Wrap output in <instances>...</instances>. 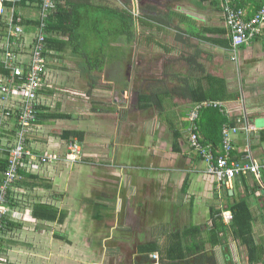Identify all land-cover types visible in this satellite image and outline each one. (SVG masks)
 <instances>
[{
  "label": "crops",
  "instance_id": "0c3cea01",
  "mask_svg": "<svg viewBox=\"0 0 264 264\" xmlns=\"http://www.w3.org/2000/svg\"><path fill=\"white\" fill-rule=\"evenodd\" d=\"M89 1L130 10L137 18L132 45L140 44V50L131 53L124 35L116 43L108 36L105 20V27L94 28L88 41L79 37L61 52L50 51L54 82L43 95L42 114L59 116L44 118L32 134L36 152L57 153L62 160L37 170L41 182L37 187L14 188L23 203L16 208L20 213L9 217L12 227L1 242L0 264H166L159 252L143 255L141 248L156 243L165 250L178 232L184 245L207 239L213 218L219 213L224 220L223 214L242 199L252 211L254 241L264 247V172L260 177H237L227 185L218 183L207 174V164L192 148L187 132L188 114L196 106L223 103L229 118L213 105L201 112L217 110L231 127L236 126L237 115L245 113L253 128L234 137L231 159L249 157L264 164V26L259 37L240 49L236 62L218 0ZM84 2L60 4L69 11L73 7L75 15L84 11L80 6ZM237 4L247 18L261 8L260 0ZM18 14L38 19V9L19 8ZM101 33L105 38L95 37ZM54 37L69 40L68 35ZM84 41L92 50L78 46ZM115 48L120 50L115 53ZM3 58L0 52V65ZM83 81L87 89H81ZM66 94L72 97L71 106ZM201 112L198 127L204 141L203 126L209 127V120L208 112ZM66 130L84 132V141L63 140ZM221 137L217 136V146L211 143L217 152L222 150ZM71 141L80 142L81 160L72 161L68 155ZM39 202L65 212V220L35 218L32 207ZM229 241L236 244L235 250ZM128 247L135 252L123 254ZM206 248L215 253L218 264H238L246 251L231 234L223 244L211 248L208 242ZM245 259L249 264L247 252Z\"/></svg>",
  "mask_w": 264,
  "mask_h": 264
},
{
  "label": "built area",
  "instance_id": "2783aa9c",
  "mask_svg": "<svg viewBox=\"0 0 264 264\" xmlns=\"http://www.w3.org/2000/svg\"><path fill=\"white\" fill-rule=\"evenodd\" d=\"M7 1L9 0H0V18L6 17L8 22L6 45L2 47L6 50L2 64L5 69L11 71V74L0 76V132L4 122L12 115L20 124V128L10 140L0 139V158H4L3 154L7 155V167L0 185V238L5 230L6 220L14 214L7 202L9 192L17 181L21 180L20 170L23 166H28L27 160L35 161L36 171L43 166L56 164L62 160L61 155L57 153L45 152L39 155L27 149L28 133L36 124L38 107L42 104L43 95H46L42 92L50 90L54 82L52 69L49 67L46 56V42L49 38V18L56 11L58 2L42 0V3L38 5V26L30 40L25 37L24 17L16 14V4L20 0H15L14 7L10 11L5 6ZM218 1L231 39L230 54L232 59L238 62L240 49L261 35L264 26V0H260L261 8L252 18H247L244 10L238 7L237 0ZM241 102H243L242 96ZM209 105L219 108L222 114L230 117L229 110L219 102H204L188 114L189 141L194 151L207 164V174L214 177L218 183L226 185L237 177H245L249 174L260 177L261 172H264V164L251 161L249 157L242 161L231 159L235 149L234 137L241 132L249 134L253 130L245 113L237 115L236 126L231 127L227 123L223 125L221 152H217L211 144L201 140L198 127L200 112L202 108H208ZM68 155L73 156L72 161L80 160L82 156L80 144L75 141L70 142ZM244 160L250 162H243ZM223 217L227 223L233 220L231 212L224 213Z\"/></svg>",
  "mask_w": 264,
  "mask_h": 264
},
{
  "label": "trees",
  "instance_id": "16d2710c",
  "mask_svg": "<svg viewBox=\"0 0 264 264\" xmlns=\"http://www.w3.org/2000/svg\"><path fill=\"white\" fill-rule=\"evenodd\" d=\"M62 0H57L58 5L56 11L53 13V15L49 18V38L46 42L47 47V53L46 56L51 57V52H61L65 45L73 44V42L79 41V37H82V39H85L88 41L89 36L92 33V30L94 28H102L105 26V20H108V27L106 28L108 36L114 37V40L116 43H120L122 40L121 36H127V42L130 46V51L132 53V44L134 42V39L136 37V23L137 18L130 10L127 9H120L117 7H111L107 4H104L102 2L98 4H92L89 0H85V2L80 5L81 7L85 6L84 11H79L75 15L73 13V7L72 10L69 11L63 7L60 2ZM15 0H9L5 4L8 11H10L14 7ZM42 3V0H20L19 3L16 4L17 6V12L19 8H33L38 9V5ZM69 3V1H67ZM70 4V3H69ZM146 19L151 18L154 19L151 15H145ZM89 20V21H88ZM91 24V25H89ZM7 18L3 17L0 18V52L5 53L6 50L2 47L6 45V36H7ZM38 26L37 18L32 20H26L24 19V27L26 30V38L31 40V37L36 32V28ZM28 30V31H27ZM103 31L104 28L102 29ZM55 34H62V35H68L69 40L68 42H62L57 40L54 35ZM102 35L95 36L97 38L104 37V33H101ZM102 40V38H100ZM118 39L120 42H117ZM78 46L83 49L84 51H87L86 49V41L81 42L78 44ZM121 48V47H120ZM115 53L118 52L120 49L115 48ZM116 55V54H115ZM88 56V54H87ZM0 74H3L4 76H8L11 74V71L8 69H5L4 65H0ZM84 76V75H83ZM48 91H43V93H48ZM43 99L42 104L38 107L39 113L36 119V124L42 122L44 120L45 116L42 114L44 106ZM0 105H1V96H0ZM208 112V124L209 127L203 126V129L206 134V139L203 141L206 144H213L214 147L218 145V142H220L217 139V136L222 135L221 127L222 124H224V118L218 113L217 110H206L202 111L201 115ZM47 116L45 119L54 120L57 118L55 113H49L46 114ZM201 117V116H200ZM3 128L0 132V139H8L10 140L14 135L17 133V131L20 128V124L16 122V119L13 117V115L8 118L4 124ZM199 125V122H198ZM33 126V129H34ZM33 131L31 130L28 133L27 137V149L33 152L34 154H43L41 152H36L35 145L36 140L33 138ZM61 137L63 140L69 141L70 139L77 138L80 142L84 141L85 133L82 131H75V130H66L63 131L61 134ZM222 138V137H221ZM4 158H0V185L2 183V175L7 167V155L3 154ZM28 166H23L20 170V174L22 176L21 180L17 181L13 189L9 192V196L7 199L8 205L13 209V212H18L16 208L20 209L21 204L23 203L22 200H20L19 196L15 192H18L15 189H25L29 186H35L37 187L41 182L38 183V177H37V171L35 169L36 164L35 161L32 159L27 160ZM26 164V162H25ZM54 165V164H49ZM48 166V165H46ZM15 188V189H14ZM229 210L233 213V220L230 222V224L226 225L224 223V220L222 218H219L220 214L218 213L216 218H213V227L211 231L208 234L207 239H200L195 240L194 243L191 245H184L183 240L180 239L181 235L178 232V237L180 240H177V234L173 235V237L170 240L171 243H169V247L165 250L159 249V246L154 243L149 246H145V248H141V253L143 255H148L154 252H159L160 258L163 260V262H167L166 264H218L216 255L213 251L207 250L206 246L209 242L211 248H215L218 245L223 244V240H226V236L231 234L232 237H234L237 241H240L242 245L246 248L249 264H264V247L262 245L257 244L254 241L253 238V216L252 211L250 208V205L246 199H242L238 203H236L233 206H230ZM33 216L37 219L44 220V221H50V222H63L65 220L66 213H60L58 209H55L53 206L49 204L44 203H35L32 207ZM10 218L6 220L7 224L5 229L12 227V224L10 223ZM194 230H197L194 228ZM11 231V230H10ZM199 233V231H197ZM8 230L4 232V235L2 233V236L0 238V244L6 234H8ZM212 250V249H211ZM146 262H149L150 258L149 256H145L144 259Z\"/></svg>",
  "mask_w": 264,
  "mask_h": 264
},
{
  "label": "rangeland",
  "instance_id": "374dc122",
  "mask_svg": "<svg viewBox=\"0 0 264 264\" xmlns=\"http://www.w3.org/2000/svg\"><path fill=\"white\" fill-rule=\"evenodd\" d=\"M145 4H151L148 0H147V3H145ZM115 5V4H114ZM144 12L145 13H148V14H150V13H156V12H149V11H146V10H144ZM135 14H137L138 12L135 10V12H134ZM139 14H141V13H139ZM138 14V15H139ZM158 15V12L156 13V16ZM142 34H144L143 33V31L139 34V35H137V37L138 38H140V36L142 35ZM1 44V43H0ZM132 50L133 51H139L140 50V44H138V47L137 46H135V48H133V45H132ZM86 49L87 50H92V48H91V46L90 45H87L86 46ZM98 50L99 51H101V47L100 48H98ZM114 50V49H113ZM115 51V50H114ZM168 60H170V59H168ZM133 61H135L136 62V59L135 60H133ZM102 77V76H101ZM100 77V79H102ZM100 85H101V87H104V85L102 84V83H99ZM88 87L84 84V81H83V83H82V88L81 89H87ZM66 96L67 97H69V105L71 106V104H74V102H71L72 100H70V99H72V97H71V95L70 94H66ZM75 99H77V100H81V101H83L84 102V99L83 98H81V97H78V96H76V97H74ZM62 99V98H61ZM105 98H102L101 99V102H103V103H101V104H105ZM86 103L88 102H90V101H85ZM84 102V103H85ZM81 105H84V104H82L81 103ZM89 107H90V105H89ZM104 110V109H103ZM67 111H65V113H66ZM103 114H104V112H103ZM85 115H89V113H86ZM84 119H87L86 117H83ZM105 119V117H104V115L102 116V120H100V121H102V124H103V120ZM67 123H69V122H67ZM83 145H85V144H83ZM83 221H81V223H82ZM84 222H89V220H84ZM204 221H202V223H203ZM83 226H85V227H90L91 225H86V224H84ZM231 241H229V245L230 244H232L231 246L233 247V250H235V247H234V245H236L234 242H232V243H230ZM169 242H167L166 244H168ZM231 246H229V248L231 247ZM129 249H127V250H125V251H123L122 253L124 254V253H129V254H131L132 252H135V250L132 248V247H128ZM235 252V251H234ZM242 254V255H241ZM241 254H240V261H237L238 262V264H248L247 263V260L245 259L246 258V251H242L241 252ZM127 256V255H126ZM127 258V257H126ZM228 264V263H227ZM230 264V263H229Z\"/></svg>",
  "mask_w": 264,
  "mask_h": 264
},
{
  "label": "clouds",
  "instance_id": "9594fccd",
  "mask_svg": "<svg viewBox=\"0 0 264 264\" xmlns=\"http://www.w3.org/2000/svg\"><path fill=\"white\" fill-rule=\"evenodd\" d=\"M71 142H72V141H71ZM75 142H77V141H75ZM77 143L80 144V142H77ZM80 146H81V144H80ZM81 148H82V146H81ZM82 157H83V153H82V156H81L80 160L82 159ZM67 160H69V158H68Z\"/></svg>",
  "mask_w": 264,
  "mask_h": 264
}]
</instances>
